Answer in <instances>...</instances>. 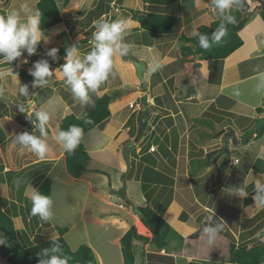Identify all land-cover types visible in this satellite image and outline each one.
I'll return each mask as SVG.
<instances>
[{
  "label": "crops",
  "instance_id": "0c3cea01",
  "mask_svg": "<svg viewBox=\"0 0 264 264\" xmlns=\"http://www.w3.org/2000/svg\"><path fill=\"white\" fill-rule=\"evenodd\" d=\"M116 1L111 0L109 3V6H113L114 11L118 12L117 15L107 18L110 21L117 19L130 20L132 16L134 17L132 13L135 10H139V12L153 10L152 5H148V2L143 0H140V4H143L144 8L142 5L137 8L130 7L127 1L124 2V0H119L120 3H116V5ZM193 1H195V13L189 18L182 12V7H184L183 0L178 3L182 8L180 11L179 8L176 10L175 5L155 9L161 12H172L181 15L182 21L175 31L178 32L176 36L174 35L175 32L162 36H144L141 29L137 28L136 19L133 27L130 29L127 27L124 41L132 46L129 54L123 58L114 57L113 68L108 79L100 85L96 92L94 91L95 95H102L115 89L126 91L109 103L111 114L103 121L106 127H101V132L112 130L113 132L109 136L111 138L115 137V139L118 138L119 143L125 140H132L133 137H129L128 134L129 126L127 124L129 118L133 117V125L139 124V113L147 108L149 113L145 118L146 126L137 144L136 153L130 155V150H128L130 163L132 162L133 164L132 171L135 169L132 177L140 185L139 178H137L138 171L140 168L148 166L155 167L173 179L172 202L164 212L163 217L170 222L175 231L185 237L189 232L197 229L200 222L208 226L209 224L215 225L220 220H223L225 228L219 234L236 244L251 246L259 242L264 243V207L257 206L253 200L255 192L253 180L262 181L264 178V132L257 138L249 135L248 140L246 138L245 140L241 139L246 130L256 128L254 123L256 119L264 118V21L259 13H254V15L249 13L247 15L246 23L238 32L242 39V45L223 59L219 83L212 84L208 82L209 69L207 60H201L197 56L182 58L179 52L182 44L179 40L180 34L192 36L191 33L194 30L196 31L197 26L209 24L215 18V11L212 6L202 0ZM0 3H2L1 0ZM56 3L60 8L62 21L53 25L44 33L47 39L42 40V43L46 52L52 48L58 50L67 42L71 46L76 45L78 40L85 37L87 40L79 45L80 51L82 53L90 51L93 46L90 41L95 30L93 29L91 33V28L94 27L96 20L104 16V14L100 13V9L96 7L98 5L97 0H69L67 5H63V0H58ZM248 4H251L252 8L255 6L256 9L260 5L257 0H237L229 14L234 12V15L240 18L243 15L245 16L250 11V9H247ZM83 10L85 13L80 14V11ZM4 11L7 10L4 9ZM258 19L261 23L257 21ZM74 21H77V24ZM254 24L256 27H254ZM185 28L188 32L184 31ZM130 36L133 37L130 38ZM149 48L153 51L149 52ZM153 57L160 62L162 67L156 72L150 73L149 68ZM132 60L145 64L142 71V82L146 87H143V84L139 82ZM60 61L61 58L56 54L55 59L51 57V63L49 64L50 70L53 72L51 80L54 90H59L61 86L68 89L59 75V69L66 60L62 64ZM20 67L27 68L25 65ZM28 68L32 71L35 70L34 68ZM0 79L2 80L1 76ZM3 84L1 82V85ZM165 91L167 94H164ZM91 92H89V96ZM137 95L141 100L143 95L147 96L146 106L134 104ZM155 98H159V100L155 102ZM86 104L81 108L82 113H84ZM130 104L132 105L130 106ZM16 105L23 107V109L26 107L25 105ZM26 105H31L32 109L37 110L40 107V105L35 106L33 98H29ZM126 106L130 109L124 114L122 109ZM257 107H261L262 110L257 111ZM11 112L13 111L11 110ZM19 112L21 110L15 113ZM3 118L5 123L0 127V135L5 140L4 146L0 143V165L3 167L0 169V196L15 200L19 185L25 183L23 194L27 196H29L31 190L35 189L33 183L34 173H27L25 170L21 173L19 172L38 161H52L51 166L45 172V176H47L59 159L63 158L64 160V149L61 144L57 143V145L62 146L60 150L56 147L54 148L55 153H53L52 149L48 147L47 156L43 160L39 159L36 154L28 151L23 145L13 143L15 135L22 133L24 126L14 122L8 115ZM197 118L202 120L197 121ZM245 118L248 119L245 120ZM207 120L208 123L205 122ZM3 121L0 120L1 123ZM209 122L213 123V127L210 126ZM49 126L48 124V129L50 130ZM215 127L218 129L214 132L211 131ZM221 129L224 132L220 135H215V132ZM33 130L35 129L33 128ZM4 131L7 133L6 136ZM228 131L233 132L236 139L239 140L238 143L230 142L232 137L229 136ZM11 135L13 136L11 137ZM183 135L186 137L182 140ZM144 146L148 147L145 152H142ZM150 147H154V150H150ZM219 149H221V153L218 154L213 162L202 166L194 162L203 158L207 152ZM229 150H240V154L243 155L241 156L242 162L235 159L234 163L237 164L226 165L224 152ZM12 152L14 155H12ZM24 152L33 157V162L25 163V165L18 167L19 157L17 155L19 156ZM146 154H149L154 159V163L146 159L145 161L142 160V157ZM116 160L118 162L117 173L120 175L125 170V164L118 155H116ZM192 162L194 165H191ZM13 165L16 166L12 167ZM44 167L40 168L44 169ZM37 171V175L40 174L41 171L39 169ZM20 174H25V176ZM92 176L99 177L104 175L93 173L88 168L86 172L80 175L79 179L85 180L88 188L93 189V184L90 181ZM219 178H221L220 181L218 180ZM233 178L234 180L240 179L241 183L239 186L234 187V180L230 181ZM239 187L244 188L248 193L247 196L251 198L249 202L245 203L246 197L236 194V190ZM127 190L128 186L126 187V197H128ZM113 195H115L114 191ZM231 195L235 196L233 202L239 203L238 208L236 206L235 208H229L232 204H229ZM100 198L106 204H112L110 194L103 192ZM142 198L145 202L143 195ZM144 202L141 204L131 203L143 205ZM120 203L118 202L117 204L118 208H120ZM173 206L177 212L179 211V214L181 211L187 213V218L184 221L179 219V214L175 218V224H173L171 218L168 219V213ZM189 206H195L194 210L190 211L188 209ZM122 210L124 213L119 215L110 214L113 212L102 210L103 214L109 213V223L114 225L116 230H120L114 243H117V238L125 231L126 226L124 227V225L129 223L127 219L135 215L131 211V205L130 207L125 206V209ZM198 210L200 211L198 212ZM231 211H235V214H232L233 212ZM209 216H211V219H209ZM18 219H20L18 216L13 218L14 224L18 222ZM95 219L98 220L97 217ZM17 227L22 229L24 226L19 223ZM257 233H261V236L257 237ZM180 245H174L170 250L164 248L157 251L154 248L150 250L149 244H143L144 249H142V252H153L158 255L168 256L170 258L166 260H170V264H185L182 259H185L186 264H190L192 258H183L182 255H179L182 250V245ZM179 256L180 261L178 259ZM146 258L148 257L143 256V259ZM145 263L150 264L148 261H145ZM207 263L231 264L212 261Z\"/></svg>",
  "mask_w": 264,
  "mask_h": 264
},
{
  "label": "trees",
  "instance_id": "16d2710c",
  "mask_svg": "<svg viewBox=\"0 0 264 264\" xmlns=\"http://www.w3.org/2000/svg\"><path fill=\"white\" fill-rule=\"evenodd\" d=\"M143 1L148 2V5H152L153 10L150 9L143 13L139 12V14L136 16L137 28L141 29L142 35H167L172 34L178 29L182 21L180 14L161 12L155 9L163 8V6H174L176 3H179L180 0ZM202 1L211 6V0ZM257 1L260 3V16L264 21V0ZM68 2L69 0H63V5H67ZM105 3V0L100 1L96 6L98 9H100L101 14H104V11H108L110 8L109 2L106 7ZM36 8H38L42 13L41 28L43 32H46L53 25H56L62 21L60 8L57 5L56 0H37ZM4 12V10H0L1 14ZM84 13V10L80 11V14ZM231 15L235 17L236 22L234 24H227L226 21H224L227 27V35L223 37L218 44H213L208 49H202L199 46L198 39L196 37L187 36L185 34L179 35V40L182 42L179 49L181 57L186 58L187 56H197L201 60H207L209 69L208 82L212 84L219 83L221 63L223 59L242 45V39L238 32L246 23L247 17L243 16L240 18L237 15L235 16L234 12ZM221 22V18L215 11L214 20L209 24H200L197 26L196 31H198L200 34H208L211 43V34L218 29ZM133 36H130V38ZM86 40V37L80 39L76 42V45H81ZM66 49V45H62L57 50L56 54L61 58V64L65 61ZM41 59L46 60L49 64L51 63V57L48 56L47 52L45 51L34 54L32 57V64ZM19 68H22L20 72L21 74H25L27 72V68ZM123 92L126 91L115 89L103 93L102 95L93 96L87 102L86 106L84 107V113L81 116L70 113L66 114L60 120L58 132L68 130L69 126L71 125H77L83 129L84 135L86 132L90 131L110 116V101L118 97ZM164 94H167V92L165 91ZM158 100L159 98H155V102ZM1 104H3V106L0 107V117L5 116L7 110L5 108L7 105H5L0 99V105ZM21 105H24V103H21ZM143 106H146V102L143 103ZM261 110V107H257V111ZM147 112V108L140 111L141 115L138 118V122L142 117L146 118ZM22 115L25 116L24 120L27 121L25 123L27 128L30 130L34 128L36 131L35 133L40 136L41 133L39 129L35 127L36 124H38L35 115L31 114L28 117L25 114ZM247 119L248 118H245V120ZM201 120V118H197V121ZM205 122L208 123V120ZM254 123L256 128L252 130H246L242 135V140H245V138L248 140L249 135H253L255 138L262 135L264 132V118L256 119ZM209 124L211 127H213V123L209 122ZM127 125L129 126V137H134L137 125H133V117L129 118ZM145 126L146 122L144 128ZM48 132L49 129L45 128V133ZM142 135L143 133L141 136ZM3 139L5 140V138L0 135V143L3 142ZM127 144L130 145V143ZM147 147L148 146H144L142 148V152H145ZM220 151L221 149L209 151L203 158L197 159V161L194 162L200 166L209 164L217 158ZM145 159L154 163V159L149 154H146L142 157V160L145 161ZM89 160L90 156L88 155L82 140H80L79 145L71 154L64 151L65 171L71 177L78 178L81 174L86 172L88 170L87 165ZM44 162L45 161H38L25 167V172L34 173L35 178L33 183L35 185V190H38L42 194L50 195L51 181L45 176V172L52 164V161ZM44 164L47 165H45L46 168H40ZM132 166L133 164L131 162L130 170L132 169ZM2 168L3 167L0 165V169ZM24 169H22L20 172H23ZM38 169L41 172L37 175ZM8 173H10V171H8ZM138 178L145 202L143 205H134L132 203H130V205L132 206V210L139 217L141 223H143L145 227H147L151 232V237L148 235L139 234L136 231L135 224L130 222L125 231L117 238L122 264L135 263V242L150 244L153 246L154 250L158 251L164 249L167 246L169 243V237H171V235L174 233V235L178 236L181 240L182 250L179 255H182L186 258H192L190 264H206L208 261L231 264H264V243L259 242L251 246L246 244H236L235 242L218 233V238L212 245H209L207 243L206 236L203 234V229L207 226L204 223L200 222L198 228L189 232L185 237L180 236V234H178L170 225V223L163 217L164 212L172 202L173 179L169 175L161 173L148 166L140 170ZM262 181H264V178ZM24 188L25 183L18 186L15 200H10L0 196V233L5 240V243L0 245V256L4 258L9 264H38V260L40 258L38 254L42 249L51 247L53 240H55L61 246L62 255L67 258L68 264H97L94 251L89 245L80 244L75 249H71L69 247L63 237L67 231V229L64 227H56L59 235L49 239H43L41 230L43 228L49 227V224L46 221H42L38 216H33L31 214L32 204L28 196L23 194ZM250 199L251 198L249 196H246L244 202L247 203L250 201ZM23 208L25 210L24 228L20 230V233L19 230L15 228L13 218L21 214V212H23ZM178 217L181 221H184L187 218V213L181 211ZM40 220L42 221L41 223ZM150 225L153 226L152 229H149ZM34 228H36V230H34ZM152 234H156L157 237L155 240H153ZM141 255L149 257V260L152 259L150 264H152L151 262H160L170 258L168 256L158 255L153 252H141Z\"/></svg>",
  "mask_w": 264,
  "mask_h": 264
},
{
  "label": "rangeland",
  "instance_id": "374dc122",
  "mask_svg": "<svg viewBox=\"0 0 264 264\" xmlns=\"http://www.w3.org/2000/svg\"><path fill=\"white\" fill-rule=\"evenodd\" d=\"M1 1L2 3H0V10H4V9L8 10L9 8L13 6L18 5V2H19V0H1ZM36 1L37 0H30L34 8H36ZM100 1H104V0H97L98 3ZM126 1L130 7L137 8L138 6L142 5V7L144 8L143 4H140L141 3L140 0H124V2ZM108 2L110 3L111 0H109ZM116 3H120V1L117 0L115 4ZM183 5L185 9L184 7H182L183 8L182 12L186 14L187 18H189V16H192V14L195 13L194 11L195 1L183 0ZM251 6H252L251 4H248L247 6V9H250V11L245 14L246 17L249 13H253L252 15H254V13L260 14L261 9L259 7H257L256 9L255 6H253V8ZM175 8L176 10H178L179 8V11L182 10V8L179 6L178 3H176ZM104 12L105 13H104L103 18H106V19L111 18L112 15L118 14V12L114 11L113 6H110L108 11L105 10ZM140 13H143V12H140ZM132 14H134V17L132 16V18L129 20L131 21V23L128 25V29H130L131 27H133V25H135V19H137L136 16L137 14H139V10L133 11ZM257 21L261 23L259 19ZM74 23L77 24V21H74ZM254 27H256L255 24H254ZM93 29L94 27L91 28V33ZM184 31L188 32L186 28L184 29ZM177 33L178 32H175L174 35L176 36ZM157 36H162V35H157ZM42 42L43 41H41L37 45L35 54L46 51L44 44ZM64 44L66 45L67 48L71 47V45H69L68 42ZM33 55H29L26 52V50L22 51L21 57H18L15 60L11 61V64L0 68V76L2 78V80L0 79V93H2L0 94V99L1 97L7 98L14 104L21 105V103H24V105L26 106L23 109V111H21V113H16V114L15 112H11V110L8 108L9 106H5V108L7 109L5 115L10 116L14 122L18 123L19 125L24 126V129L21 131L22 133L27 131L29 134L39 136L38 134L35 133V130L33 129L30 130L27 128L25 124L27 121L24 120L25 116H23L22 114H25L28 117L31 114L35 115V111L46 110L49 113V117H50L48 121V124L50 125L49 126L50 132L45 133V135L42 138L46 140L48 147H50L52 149V152L55 153L54 148L57 147L58 150L62 148L61 145H57L58 142L55 138L56 134L58 133V127H59L61 118L65 116L66 114H70V113H73L78 116L83 114L81 111V108L86 104V102L81 103L78 99H74L70 89L69 88L66 89V87L64 86H61V88L59 89L61 91L54 90L51 77L46 78L48 80L47 84H44L43 86L41 85L33 86V82L35 78L29 74L30 69L27 67V72L25 74H21L20 72L22 68L21 69L19 68L20 66H22L20 65V63L22 62L27 63V64H32ZM0 62H5V61H3V59L1 58ZM14 74H16V76H14ZM16 80L19 81V84L17 83ZM1 82L4 84L1 85ZM20 85H27L28 87L27 96H23L19 94L18 87ZM95 92L93 93L91 92L90 96L93 97L95 95ZM90 96H89V99L92 98V97L90 98ZM136 97L137 98H135L136 100L134 101V104H138L139 106H141V104L143 105L141 98L138 95ZM29 98H33L35 100V106L40 105L38 110L32 109L31 105H28V106L26 105L27 100ZM4 104L7 105L5 102ZM1 106H3V104H1L0 107ZM129 109L130 108L126 106L122 110L124 114H126L129 111ZM148 113L149 111L146 113V117ZM140 115L141 113H139V116ZM3 117L4 116H1L0 120L3 121L4 120ZM3 123H5V121H3L2 123L0 122V127ZM48 124L46 125V128H48ZM105 125L106 124L102 122L100 125H97L90 131L86 132L81 137L82 143L86 151L88 152V155L91 158L88 161L87 167L93 173H101L104 175V176H99V177L92 176L90 181L93 184L92 186L93 189L88 188L85 180L81 178L79 179V177L78 178L71 177L66 173L63 158L59 159V161L56 162L55 167L52 168L51 171L47 174L46 177H48L51 181V191H50L49 196L53 200V214L54 215L51 221H47L49 224V227H46L43 229L41 228L42 229L41 235L43 239H49V238L55 237L59 235L56 230V227H64L67 229V231L63 235V237L71 249L77 248V246H79L80 244H87L94 251V254L97 259V264H122V260H121L120 253H119V244L114 243V240L116 236L119 235L120 230H116L115 226L109 223V220H108L109 213L103 214L102 210H106L107 212H113L110 214L115 213L119 215V214L124 213L122 209H125V206L130 207L131 202H133L134 204H141L144 202L142 198L140 185L132 177L135 171L134 168H133L134 169L133 171L132 169L129 170V173L126 179V186H128V190H127L128 197H126L125 199H122V198H119L113 195V191L117 190L121 186L120 177L122 175V174L119 175L117 173L118 162L116 160V155L120 156V159H122V149L125 145V142H126V145L127 143H130V146H129L130 149L128 148V150H130L129 154L132 155L133 153H136V148H137V144L139 141L134 143L132 139L129 141L125 140L119 143L117 140L118 138L115 139V137L111 138L109 136L113 132L112 130H109L108 132H104V133L101 132L102 131L101 127L103 128ZM217 129L215 127V129L214 130L212 129L211 131L214 132ZM221 131L222 129L218 130L217 132H215V135L222 134L220 133ZM8 132L10 131L8 130ZM4 134L6 136L7 133H5L4 131ZM12 136L13 135H11V137ZM11 137H10V140H11ZM185 137L186 136L183 135L182 140L185 139ZM230 142H233V138ZM3 143H4V139H3L2 144ZM224 154L226 155L225 156L226 165H231L232 163H234L235 159L239 162H242L241 156L243 155L240 154V150H233V151L229 150L228 152L225 151ZM12 155H14V153ZM54 155H57V154H54ZM17 157H19L18 167L25 165V163L33 162L32 161L33 157L29 156L27 152H24L20 154L19 156L17 155ZM234 164H237V163H234ZM45 165L46 164H44L43 166ZM191 165H194V163L192 162ZM14 166L16 165H13L12 167ZM143 168H140V170ZM152 168L157 170L155 167H152ZM24 170H26V168ZM140 170L138 171L137 178L140 173ZM20 175L25 176V174H20ZM220 179L221 178H219L218 180L220 181ZM233 180L234 178L230 181H233ZM234 182H235L234 187L239 186V184L241 183L240 179L239 180L236 179L234 180ZM103 192L111 195L112 204H106V202H104L100 198V195ZM234 197L235 196L233 195L229 197L230 198L229 204L232 203L229 206V208H235V206L236 208H238L239 203L233 202ZM118 202L123 203L125 206H123L122 209L118 208L117 206ZM194 208L195 206L188 207L190 211H193ZM24 211L25 210L23 208V212H21V214L18 215L20 219H18V222H15V228L18 229L20 233H21L20 231L21 229L18 228L17 225L21 223L24 226V217H25ZM199 211L200 210H198V212ZM231 212H233L232 214H235V211H231ZM134 214L135 215L133 217L130 216L127 219L128 222L129 223L133 222L135 224L136 231L139 234H147L149 237H151V232L148 230L147 227H145L143 223H141L140 220H137L139 217H137V214L135 212ZM178 214H179V211L177 212V210L173 206L168 213V216H169L168 219L171 218L173 221V224H175L176 223L175 218L178 216ZM96 217L98 218V220L95 219ZM177 220L179 221V219ZM41 222L42 221L40 220V223ZM128 225H124V227L126 226L127 228ZM25 230L27 231L26 228ZM174 234L171 235V237H169V243L165 247L166 250H170L174 245L181 244L180 238ZM143 247H144L143 243L136 242L134 244V253H135V263L134 264H144L145 261H148V262L152 261V259L149 260V257L146 259H143V256L141 255L142 249H144ZM152 249H153V246L150 245V250ZM178 259L180 261V256L178 257ZM182 261H184V263L186 264L185 259H182ZM151 263L152 264H170V260L165 259L160 262H151ZM0 264H9V263L0 256Z\"/></svg>",
  "mask_w": 264,
  "mask_h": 264
},
{
  "label": "clouds",
  "instance_id": "9594fccd",
  "mask_svg": "<svg viewBox=\"0 0 264 264\" xmlns=\"http://www.w3.org/2000/svg\"><path fill=\"white\" fill-rule=\"evenodd\" d=\"M235 3L237 0H211V6L222 22L218 29L211 34V43L208 34H200L195 30L191 33L198 39L202 49H208L213 44H218L227 35L226 23L234 24L236 22L235 17L229 14ZM41 17V11L34 8L30 0H19L18 5L0 14V58L3 61L11 62L21 57L22 51L25 50L29 55L35 54L37 45L47 39L41 28ZM130 23L131 21L125 19L110 21L102 17L94 22L95 30L90 41L93 46L90 51L82 53L79 45H73L66 49V62L59 69V75L64 85L70 89L74 99H78L81 103L88 102L89 92L96 91L108 79L113 68L114 57L123 58L129 54L132 46L124 41V35ZM148 51L152 52L153 50L149 48ZM56 53L57 49L52 48L47 52V55L55 59ZM33 67L34 71L29 70V74L35 78L33 86L47 84L46 78L53 75L49 63L41 59L35 62ZM161 67L160 62L153 57L149 72H156ZM16 81L19 84V81ZM18 92L20 95L27 96V85H20ZM20 110L23 111V107ZM35 117L38 120L36 127L41 136L25 131L15 135L13 143L23 145L28 151L43 160L48 152V144L42 137L45 135V128L50 117L46 110L35 111ZM82 135L81 127L71 125L66 131H59L55 138L63 146L64 151L71 154L79 145ZM253 183L255 185L254 203L259 207H264V181L254 179ZM236 194L241 197L248 195L242 187L237 188ZM28 198L32 204L31 214L33 216H38L46 222L53 219V200L49 195L33 189ZM224 228L223 220L215 225L209 224L204 227L203 234L207 238V243L212 245L218 238V233ZM256 235L260 237L261 233ZM4 243L5 240L0 234V245ZM38 255L40 256L38 264H68L67 258L62 255L61 246L55 240L51 247L42 249Z\"/></svg>",
  "mask_w": 264,
  "mask_h": 264
},
{
  "label": "water",
  "instance_id": "95a60500",
  "mask_svg": "<svg viewBox=\"0 0 264 264\" xmlns=\"http://www.w3.org/2000/svg\"><path fill=\"white\" fill-rule=\"evenodd\" d=\"M108 1L109 0H106V4L105 6H107L108 4ZM132 63L134 65V69H135V74L139 80V82L141 84H143L142 80H143V77H142V71H143V68L145 66V64L143 62H140V61H136V60H132ZM11 64V62H0V68L3 67V66H7ZM21 65H25L27 67H30V68H34L33 65L34 64H27V63H20ZM143 87H146L145 84H143ZM146 98L147 96L146 95H143L142 96V102L145 103L146 102ZM2 101L5 102L9 108L13 111V112H17L20 110V106L12 103L9 99L7 98H3L1 97ZM144 125H145V118H142L140 119L139 121V125H138V128H137V132H136V135L134 136L133 138V142L136 143L139 141L140 137H141V134H142V131L144 129ZM224 130L222 129V131L220 133H223ZM228 134L229 136H231L233 138V141L234 143H238L239 140L236 139V137L234 136L233 132L232 131H228ZM129 144L127 145H124L123 149H122V159L124 161V164H125V171L122 173L121 177H120V182H121V186L114 191V194L119 197V198H122V199H125L126 198V175L127 173L129 172L130 170V160H129V157H128V148H129ZM153 226L150 225V228L149 229H152ZM153 235V240L156 239V234H152Z\"/></svg>",
  "mask_w": 264,
  "mask_h": 264
},
{
  "label": "built area",
  "instance_id": "2783aa9c",
  "mask_svg": "<svg viewBox=\"0 0 264 264\" xmlns=\"http://www.w3.org/2000/svg\"><path fill=\"white\" fill-rule=\"evenodd\" d=\"M131 105H132V104H130V106H131ZM150 150H154V147H150ZM123 206H124L123 204H121V203L119 204V207H120V208H123Z\"/></svg>",
  "mask_w": 264,
  "mask_h": 264
}]
</instances>
